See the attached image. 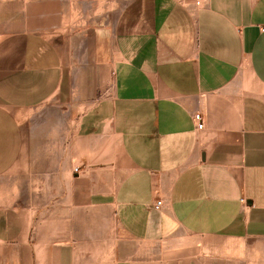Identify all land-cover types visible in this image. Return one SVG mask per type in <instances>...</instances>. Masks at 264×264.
I'll return each mask as SVG.
<instances>
[{
    "label": "crops",
    "instance_id": "crops-1",
    "mask_svg": "<svg viewBox=\"0 0 264 264\" xmlns=\"http://www.w3.org/2000/svg\"><path fill=\"white\" fill-rule=\"evenodd\" d=\"M0 264H264V0H0Z\"/></svg>",
    "mask_w": 264,
    "mask_h": 264
},
{
    "label": "built area",
    "instance_id": "built-area-1",
    "mask_svg": "<svg viewBox=\"0 0 264 264\" xmlns=\"http://www.w3.org/2000/svg\"><path fill=\"white\" fill-rule=\"evenodd\" d=\"M183 3H188V2H192L195 6L197 7H201L204 6L209 0H180ZM194 119L197 122V127L199 129H202L205 126V122H204V118H203V114L202 113H196L194 115ZM76 170H78V168H75ZM162 204L161 200L157 201L156 207H159Z\"/></svg>",
    "mask_w": 264,
    "mask_h": 264
}]
</instances>
